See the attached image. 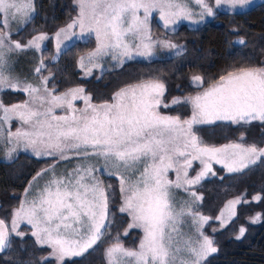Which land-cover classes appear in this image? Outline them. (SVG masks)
I'll list each match as a JSON object with an SVG mask.
<instances>
[{
	"label": "snow or ice",
	"instance_id": "1",
	"mask_svg": "<svg viewBox=\"0 0 264 264\" xmlns=\"http://www.w3.org/2000/svg\"><path fill=\"white\" fill-rule=\"evenodd\" d=\"M253 2L73 0L76 14L68 23L51 36L35 31L22 42L14 38V31L18 34L34 19L35 0H0V92L26 96L10 105L0 99V153L6 161H14L20 152L52 161L28 182L10 218H0V254L12 249L15 238L24 241L30 235L37 247L48 249L40 264H67L85 257L105 236H111L114 224L112 196L116 189L105 183L103 173L118 181L116 211L128 217L123 235L133 229L141 233L133 248L126 247L119 234L112 237L104 250L106 264H208V258L219 249L205 234V225L215 219L219 228L212 231L225 229L237 217V205L250 201L243 194L229 199L212 217L199 210L204 197L196 186L217 175L215 165L227 173L242 174L264 163V146L245 143L243 133L239 141L210 145L195 126L217 122L264 125V61L232 67L207 87L202 75H192L189 81L197 88L196 94L165 103L167 85L160 77L126 84L110 99L99 102L83 86L57 93L55 86L49 87L54 73L45 60L55 61L75 41L94 37L95 47L78 57L77 67L85 79L98 71L99 80L109 58L114 67H122L138 57L152 58L157 49L177 57L184 54L183 45L153 36L154 13L167 32L174 31L180 21L199 24L215 17L219 9L232 11ZM14 24L18 25L15 30ZM47 41L55 49L49 57L43 55ZM235 43L245 45L246 41L240 37ZM29 50L40 53L32 69L38 83L12 74V57ZM75 101H83L84 107H76ZM180 104L191 106L189 117L160 111ZM57 109L63 114L57 115ZM13 121L18 122L14 131ZM73 160L72 168L57 171L61 162ZM196 163L199 170L190 175ZM170 172H175V180L169 178ZM46 175L48 179L40 184ZM175 190L185 192L188 199L178 203ZM251 199L264 201V195L258 193ZM261 220V212L247 218L251 224ZM185 225L192 231H182ZM246 232L241 224L235 239L241 240Z\"/></svg>",
	"mask_w": 264,
	"mask_h": 264
},
{
	"label": "trees",
	"instance_id": "2",
	"mask_svg": "<svg viewBox=\"0 0 264 264\" xmlns=\"http://www.w3.org/2000/svg\"><path fill=\"white\" fill-rule=\"evenodd\" d=\"M35 7L34 19L18 34L14 33L15 39L24 42L35 31L52 35L76 14L73 0H35ZM151 28L154 37H166L183 45L184 54L151 62L133 61L116 71L104 73L99 80L96 76L83 79L77 69V59L95 47L94 40L89 39L75 43L55 61L45 60L49 70L54 73L49 87L55 86L57 93H60L70 87L83 86L94 100L99 102L110 99L113 92L126 84L149 77H160L167 85L164 97L167 103L173 97L193 95L197 92V89L189 86V78L192 75H202L205 79L204 87H207L232 67L264 61V4L255 5L240 13L218 12L209 22L197 29H189L183 25L173 33H166L158 26L155 18L151 21ZM233 28L238 31L233 32ZM240 37L245 39V45L235 43ZM52 54L53 43L47 41L43 55L49 57ZM43 74L48 75V71ZM0 99L10 105L21 102L25 97L19 92L5 91L0 94ZM160 111L170 115L179 114L184 118L191 114L187 105L161 108ZM195 129L204 142L210 145L220 146L230 141H239L243 133L245 143L264 146V125L257 122L250 125L216 123ZM51 162V159H35L24 154H20L10 163L0 162V218H10L11 210L19 203V196L28 182L37 171ZM215 170L216 176L202 181L196 187L197 192L204 197L199 210L205 215L215 217L229 199L242 194L249 201L258 193L264 195V163H259L242 174H225L223 169L216 167ZM103 180L113 184L116 189L112 196L115 218L110 229L111 236H105L85 257L72 259L67 264H73V261L76 264H106L104 250L117 234L126 247L133 248L138 245V231H130L129 235L122 236L128 219L116 211L119 205L117 180L109 177ZM257 212L264 213V201L238 205L237 217L225 229L211 233L217 226L215 219L205 225V234L215 240L219 249L208 258V264H264V220L255 225L247 222V218ZM241 224L247 228V232L241 240H236L235 235ZM47 252L48 249L37 247L30 235L25 237L24 241L15 238L12 249L0 254V264H16L17 261L22 264H40L41 257Z\"/></svg>",
	"mask_w": 264,
	"mask_h": 264
},
{
	"label": "rangeland",
	"instance_id": "3",
	"mask_svg": "<svg viewBox=\"0 0 264 264\" xmlns=\"http://www.w3.org/2000/svg\"><path fill=\"white\" fill-rule=\"evenodd\" d=\"M264 3V0H254V2H253V4L252 5H249V6H245L244 8H237V9H235V10H232V11H228V10H226V9H219V10H217V13L218 12H225V13H240V12H244V11H246V10H248V9H250V8H252L253 6H255V5H258V4H263ZM74 6H75V4H74ZM191 7H193V9L194 10H196V11H198V8H197V6L195 5V4H192L191 5ZM75 8H76V6H75ZM153 18H155V21H156V23L158 24V26L159 27H161L160 26V21H159V18H158V14H153ZM152 18V19H153ZM213 17H207V18H205V20L203 21V22H201V23H199V24H192L190 21H180L177 25H175L174 26V31H167L166 33H173V32H175V31H177L178 29H179V27L180 26H186L187 28H189V29H197V28H199L200 26H202L203 24H205V23H207V22H209L211 19H212ZM18 27V25H16V24H14L13 25V28H14V30L16 29ZM162 28V27H161ZM163 29V28H162ZM164 30V29H163ZM165 31V30H164ZM14 33H16L15 31H14ZM51 36V35H50ZM160 38V37H159ZM89 39H92V40H94V42H95V38L94 37H91V38H88V39H85V40H80V41H75L74 42V44L75 43H81V42H86L87 40H89ZM236 41V40H235ZM46 43V42H45ZM53 43V42H52ZM237 44V43H236ZM54 52H55V49H54V46H53V54H54ZM40 56V53H37L35 50H29V51H27V52H22V53H19V54H17V55H14L13 57H12V59H11V61H10V63H12V74L14 75V76H18V77H20L21 79H24V78H27V79H29V80H31L33 83H38V78L37 77H35L34 75H33V72H32V69L35 67V64H36V61H37V59H38V57ZM174 56H176L173 52H170V51H167V50H160V49H157V51H156V54L152 57V58H150V59H143V58H136L135 60H131V61H126L125 62V64H127V63H129V62H133V61H138V62H151V61H155V60H161V59H168V58H171V57H174ZM124 64V65H125ZM123 65V66H124ZM121 67H114V62H112L111 60H110V58L109 59H107V62L105 63V69H106V71L104 72V73H108V72H112V71H116V70H118V69H120ZM77 69L79 70V72H80V76H81V78H83V75H82V72H81V70L77 67ZM103 73V74H104ZM101 74L97 71V72H95L94 73V75L92 76V77H94V76H100ZM92 77H88L87 79H90V78H92ZM83 79H85V78H83ZM189 86L190 87H192V88H195V89H197L194 85H192L191 83H190V81H189ZM6 91H10V90H6ZM12 92V91H11ZM0 93H2V92H0ZM24 96H25V94L24 93H22ZM196 94V93H195ZM194 95V94H193ZM187 96V95H186ZM180 97H182V96H180ZM25 99H26V96H25ZM171 101V100H170ZM169 101V102H170ZM75 103V106L76 107H78V108H82V107H84V104H83V101H75L74 102ZM180 105H187L189 108H190V110H191V106L190 105H188V104H180ZM174 106H178V105H173L172 107H174ZM171 107V108H172ZM161 108H163V107H161ZM56 114L57 115H61V114H63V112L60 110V109H57L56 110ZM218 123V122H217ZM18 126V122H16V121H13V123H12V130L14 131L15 130V128ZM196 126H199V125H196ZM0 147H2V146H0ZM20 154H24V155H27V156H30V157H32V158H35L34 156H32L30 153H26V152H20L19 154H18V156L20 155ZM35 159H37V158H35ZM42 159H51V158H42ZM0 162H2V163H10V162H12V161H6V160H4L3 158H2V153H0ZM93 162L94 163H98V164H102V161H96V160H93ZM75 163H76V161L75 160H73V161H71V162H61V164L59 165V167H58V169H57V171H60V170H62V169H65V168H68V169H70V168H72L74 165H75ZM221 168V169H223L220 165H215L214 166V168ZM194 169L195 170H193V171H190V175H195V172L196 171H198L199 170V165H198V163H196L195 165H194ZM223 171L226 173V174H230V173H227L224 169H223ZM107 178V177H109V176H106V175H104L103 173L101 174V178L103 179V178ZM111 178H114V179H116L115 177H111ZM169 178L170 179H172V180H175L176 179V174H175V172H170L169 173ZM210 178V177H209ZM48 179V176L46 175V176H44L40 181H39V183L40 184H43V182H44V180H47ZM206 179H208V178H206ZM205 179V180H206ZM117 180V179H116ZM118 182V181H117ZM28 186V185H27ZM26 186V187H27ZM199 186V185H198ZM198 186H196V187H198ZM119 189V188H118ZM176 191V200H177V202L179 203V202H181V201H183V200H186V199H188V196H187V194L185 193V192H183L182 190H175ZM23 194V193H22ZM21 194V195H22ZM20 198H21V196H20ZM250 202H256V201H252V199L250 200ZM119 206V205H118ZM238 206V205H237ZM119 213V212H118ZM120 214V213H119ZM121 215H124V214H121ZM124 216H126V215H124ZM126 218L128 219V217L126 216ZM217 222V226L215 227V228H219V222L218 221H216ZM251 224V223H250ZM256 224H258V223H256ZM255 225V224H254ZM127 227V226H126ZM222 230V229H221ZM124 231V230H123ZM130 231H138L139 233H140V230L139 229H133V230H130ZM182 231H184V232H190V231H192V230H190V228L187 226V225H185V226H183V228H182ZM220 231V230H219ZM211 233H215V232H213L212 230H211ZM140 235H141V233H140ZM122 236H124L123 235V232H122ZM139 243V242H138ZM105 257V256H104ZM73 259H76V258H73Z\"/></svg>",
	"mask_w": 264,
	"mask_h": 264
},
{
	"label": "crops",
	"instance_id": "4",
	"mask_svg": "<svg viewBox=\"0 0 264 264\" xmlns=\"http://www.w3.org/2000/svg\"><path fill=\"white\" fill-rule=\"evenodd\" d=\"M264 4V3H263ZM259 5V4H258ZM223 13H225V12H223ZM204 25V24H203ZM201 27V26H200ZM1 94V93H0ZM25 97V96H24ZM191 115V114H190ZM218 123H226V122H218ZM257 123H259V122H257ZM199 126H203V125H199ZM195 127H198V126H195ZM225 173V172H224ZM226 174V173H225ZM105 178V177H104ZM109 178H111V177H109ZM28 185V184H27ZM24 192V191H23ZM22 192V193H23ZM21 193V194H22ZM21 194H20V196H21ZM20 196H19V199H20Z\"/></svg>",
	"mask_w": 264,
	"mask_h": 264
}]
</instances>
